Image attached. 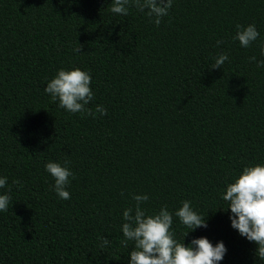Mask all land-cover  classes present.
Segmentation results:
<instances>
[{"label":"trees","instance_id":"1","mask_svg":"<svg viewBox=\"0 0 264 264\" xmlns=\"http://www.w3.org/2000/svg\"><path fill=\"white\" fill-rule=\"evenodd\" d=\"M113 2L0 0V194L11 197L0 264H128L121 226L134 194L149 197V214L189 201L207 226L189 231L173 215L170 232L223 242L218 264H264L219 209L227 183L264 164V0H173L159 26L131 4L112 13ZM237 24L259 38L242 47ZM73 67L91 76L86 107L105 115L71 113L44 92ZM48 161H68L70 199L53 190Z\"/></svg>","mask_w":264,"mask_h":264},{"label":"clouds","instance_id":"2","mask_svg":"<svg viewBox=\"0 0 264 264\" xmlns=\"http://www.w3.org/2000/svg\"><path fill=\"white\" fill-rule=\"evenodd\" d=\"M173 0H114L111 12L128 15L127 5L131 4L140 12H147L152 22L159 26L161 18L168 15ZM259 32L253 24L243 26L236 25V33L233 39L238 40L242 47H249L259 38ZM221 41H217L219 45ZM81 47V46H80ZM74 51L80 52L79 48ZM261 54L264 55V45L261 46ZM229 58L221 53L214 58L210 69L222 68ZM256 61V57L249 58ZM259 67H264V61H257ZM91 76L88 72L78 67L71 69H59L48 80L44 92L50 94L52 101L59 102V107L71 113H84L93 118L96 114L105 115L107 109L102 105H96L95 112L86 106L94 99L91 90ZM59 162L48 161L44 167L53 177V190L59 198L68 200L70 193L66 190L69 177L74 174ZM7 179L0 177V189L6 186ZM134 207H128L123 211L124 223L121 226L125 237V247H129L127 241H131V251L128 264H218L224 258L226 248L223 242L213 245L206 237L193 238L188 245L178 242L173 238L170 227L173 223V215L187 226L189 231L198 227H206V216L197 214L189 201L185 200L175 212L170 213L166 206L158 212L149 214L141 207L149 197L146 194H134ZM223 199L228 202L226 208L230 210L231 226L238 233L256 245L255 256L264 260V164L257 163L243 167L233 182L227 183L223 193ZM11 202L8 194H0V211H7ZM12 204V203H11ZM215 211V210H214ZM184 233V236L188 235ZM101 248L110 242L106 237H100Z\"/></svg>","mask_w":264,"mask_h":264}]
</instances>
